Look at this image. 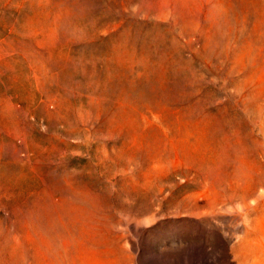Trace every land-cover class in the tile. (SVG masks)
Returning <instances> with one entry per match:
<instances>
[{
  "label": "rangeland",
  "instance_id": "374dc122",
  "mask_svg": "<svg viewBox=\"0 0 264 264\" xmlns=\"http://www.w3.org/2000/svg\"><path fill=\"white\" fill-rule=\"evenodd\" d=\"M0 264H264V0H0Z\"/></svg>",
  "mask_w": 264,
  "mask_h": 264
},
{
  "label": "bare ground",
  "instance_id": "6f19581e",
  "mask_svg": "<svg viewBox=\"0 0 264 264\" xmlns=\"http://www.w3.org/2000/svg\"><path fill=\"white\" fill-rule=\"evenodd\" d=\"M7 20V19H6ZM2 22V21H1ZM14 60H15V58H14ZM27 61V60H26ZM4 62V61H3ZM27 63V62H26ZM28 64V63H27ZM4 65H5V68H7V70L8 71H10V74H11V79H12V81H13V84H14V88H13V90L15 91V92H18L17 94H16V97L15 98H17L18 100H20V101H22V102H24L25 104H26V107H27V109L28 110H30V108H31V102L32 101H35V99H36V97H37V94H36V92L34 91V88L36 87H33V83L32 82H29V80L28 81H26L25 79H27L28 77H26V75L25 74H22V75H19V74H17L16 73V70L15 69H17V68H15V65H13L12 63H5L4 62ZM17 65V64H16ZM55 65H48L47 67H49V68H52V67H54ZM69 66V65H68ZM18 67V66H17ZM20 67V66H19ZM57 68H62L63 69V72H64V68H63V66H61V65H57L56 66ZM4 68V69H5ZM66 68H67V66H66ZM71 68V67H70ZM27 69H29V68H27ZM43 69V68H42ZM54 69V68H53ZM59 69V70H60ZM78 69H80V68H78ZM18 70H20V69H18ZM17 70V71H18ZM24 70V69H23ZM26 70V69H25ZM24 70V71H25ZM41 70V69H40ZM6 71V70H5ZM21 71V70H20ZM35 72V70L34 69H32V72ZM78 71V70H77ZM80 71V70H79ZM26 72V71H25ZM28 72V71H27ZM62 72V73H63ZM67 72V71H66ZM59 73V72H58ZM57 73V74H58ZM74 73V72H73ZM5 74H7V73H5ZM8 74H9V72H8ZM86 75V74H85ZM84 75V77H85V80L83 79H81L82 80V82H86V80H87V78H86V76ZM27 76H30V73H28V75ZM38 76V75H37ZM55 76V75H54ZM59 77L58 78H61V79H65L67 82H70V83H72L73 81H74V79H75V76H76V73H75V76L73 75H69V73L68 74H60V75H58ZM79 76H77V78H78ZM7 78V77H6ZM34 78L36 79V76L34 75ZM44 78V80H50V78L49 77H47V76H44L43 77ZM57 78V77H56ZM92 79L89 81V85L91 86V84L92 83H96L97 84V86H99L100 85V81L98 80V79H95L94 77H91ZM20 80H24L23 82L22 81H20ZM34 80V79H33ZM5 81V80H4ZM10 81V80H9ZM7 82V81H6ZM34 82V81H33ZM42 82V81H41ZM47 82V81H46ZM34 83H36V81L34 82ZM37 83H39L38 81H37ZM8 84V83H7ZM6 84V85H7ZM12 84V83H11ZM45 84V83H44ZM35 85H37V84H35ZM8 86V85H7ZM10 86V85H9ZM12 86V85H11ZM10 90V89H9ZM8 91V90H7ZM79 96H80V94H79ZM78 96V97H79ZM14 98V97H13ZM81 98V97H80ZM78 99L77 98V96H75L74 97V99L73 100H75V102L76 103H78V101L80 102V104L82 105V107H81V109H85L87 106L90 108V109H93V108H96V110H100V107L99 106H95V107H92V104H93V102H92V100H91V97H88V99ZM86 104H87V106H86ZM37 110V109H36ZM35 113H37V117L36 118H42L44 121H45V123H46V129L44 130L45 131V133H53L52 135H57V134H60V135H64V137H66V136H68V134H67V132H66V130L64 131V130H58V128H57V124L59 123V122H61V121H59V120H64V118L63 117H61L60 118V116L59 117H56L55 116V114H49V115H44L42 112H40V111H35ZM55 113V112H54ZM60 118V119H59ZM37 127L38 126H35V125H33L32 126V130L33 131H37ZM32 138H33V140L34 141H37V142H39V143H41V142H44V140H43V138H42V134L40 133V132H37V134H35V135H33L32 136ZM26 174V173H25ZM51 176V175H50ZM53 177H54V175H53Z\"/></svg>",
  "mask_w": 264,
  "mask_h": 264
}]
</instances>
